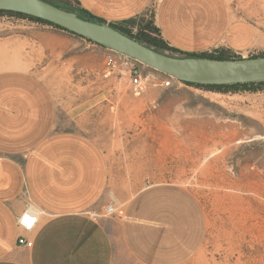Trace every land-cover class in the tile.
Instances as JSON below:
<instances>
[{"label":"crops","instance_id":"crops-1","mask_svg":"<svg viewBox=\"0 0 264 264\" xmlns=\"http://www.w3.org/2000/svg\"><path fill=\"white\" fill-rule=\"evenodd\" d=\"M77 1L108 23L134 19L153 6L163 38L183 52L222 48L248 57L264 50V33L230 0ZM72 40L82 51L57 62ZM113 52L47 23L0 15V264H230L201 257L211 239V218L188 185L147 184L118 213L104 214L118 199L109 156L96 137L59 123L56 89L40 68L52 73L73 64L91 79L77 81L73 111L112 121L119 113L122 72L107 66ZM176 86L178 96L201 100L193 112L216 121L248 107L243 92ZM161 95L160 87L146 90L151 100ZM32 208L37 220L26 229L20 219Z\"/></svg>","mask_w":264,"mask_h":264},{"label":"rangeland","instance_id":"rangeland-1","mask_svg":"<svg viewBox=\"0 0 264 264\" xmlns=\"http://www.w3.org/2000/svg\"><path fill=\"white\" fill-rule=\"evenodd\" d=\"M230 1L264 33V0ZM149 19H154L153 6L126 26L137 33ZM70 44L57 62L82 51L76 41ZM139 65L147 76L146 89L134 92L128 74L120 72L119 113L112 121L73 111L79 102L77 81L91 80L73 64L52 68V73L47 66L40 68L56 89L59 123L96 137L109 156L118 197L112 200L116 212L111 215L147 184L182 183L198 193L211 218V239L201 257L230 264H264V88L241 93L248 107L216 121L193 112L201 100L178 96V86L163 83L164 72ZM156 86L162 95L151 100L146 90Z\"/></svg>","mask_w":264,"mask_h":264},{"label":"water","instance_id":"water-1","mask_svg":"<svg viewBox=\"0 0 264 264\" xmlns=\"http://www.w3.org/2000/svg\"><path fill=\"white\" fill-rule=\"evenodd\" d=\"M0 9L18 11L48 20L182 81L198 84L264 81V55L220 59L161 52L108 22L83 17L48 0H0Z\"/></svg>","mask_w":264,"mask_h":264},{"label":"trees","instance_id":"trees-1","mask_svg":"<svg viewBox=\"0 0 264 264\" xmlns=\"http://www.w3.org/2000/svg\"><path fill=\"white\" fill-rule=\"evenodd\" d=\"M62 8L72 10L77 12L79 15L92 19V20H100V21H105L103 19H100L84 8H82L77 0H48ZM2 14H11V15H17L21 17H27L31 20L34 21H39L42 23H47L50 25H53L55 27L67 30L71 33H74L58 24H55L53 22H50L48 20L25 14L22 12L18 11H12V10H5V9H0V15ZM134 19L126 20L123 22H118V23H110L112 26L117 28L118 30L126 33L127 35L141 41L142 43L153 47L161 52H167L169 54L173 55H184V56H197V57H212V58H220V59H231V58H241L239 55H235L231 53L230 51L226 49H216L213 52H202V53H187L183 52L179 49H176L172 46H170L165 39L163 38L160 29L158 26L155 24L154 19H149L147 20L143 25L139 27V30L137 33H133L131 30H129L126 26L130 21ZM106 22V21H105ZM76 34V33H74ZM79 35V34H76ZM81 36V35H79ZM88 39V38H87ZM92 41L91 39H89ZM94 42V41H93ZM264 53H259V54H253L250 57H256V56H262ZM188 84H193L197 86H201L210 90H215V91H221V92H244V91H258L262 90L264 88V81L263 82H246V83H234V84H198V83H191V82H186Z\"/></svg>","mask_w":264,"mask_h":264},{"label":"built area","instance_id":"built-area-1","mask_svg":"<svg viewBox=\"0 0 264 264\" xmlns=\"http://www.w3.org/2000/svg\"><path fill=\"white\" fill-rule=\"evenodd\" d=\"M106 63L110 71L119 69L120 71H123L128 74L129 83L134 92L140 93L145 88L146 86L145 81H146L147 76L143 74L142 68L139 65L140 63L139 60H136L126 54H123V53H120L114 50L112 54H109L107 56ZM163 83L166 86H173V85H179L181 83H184V81L172 75L165 74ZM115 212H116V206L113 203H108L106 207L104 208L105 215H111ZM93 216L96 219L100 217V215L97 213H95ZM36 220H37V216L30 211L26 212L20 219L21 224L26 229H31L36 223ZM19 242L26 244L27 246L32 245V241L26 240L24 237H20Z\"/></svg>","mask_w":264,"mask_h":264},{"label":"bare ground","instance_id":"bare-ground-1","mask_svg":"<svg viewBox=\"0 0 264 264\" xmlns=\"http://www.w3.org/2000/svg\"><path fill=\"white\" fill-rule=\"evenodd\" d=\"M30 211L37 216L36 210L34 208H32Z\"/></svg>","mask_w":264,"mask_h":264}]
</instances>
